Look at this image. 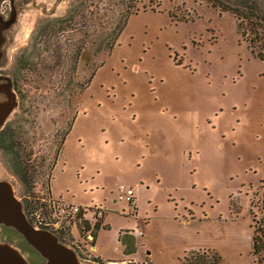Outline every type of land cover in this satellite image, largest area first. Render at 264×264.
Returning a JSON list of instances; mask_svg holds the SVG:
<instances>
[{
	"label": "rangeland",
	"instance_id": "obj_1",
	"mask_svg": "<svg viewBox=\"0 0 264 264\" xmlns=\"http://www.w3.org/2000/svg\"><path fill=\"white\" fill-rule=\"evenodd\" d=\"M0 17L12 106L0 180L34 227L81 264H264L250 214L264 193V61L232 14L203 0H0ZM56 200L86 212L64 217ZM0 240L43 264L13 229Z\"/></svg>",
	"mask_w": 264,
	"mask_h": 264
},
{
	"label": "water",
	"instance_id": "obj_2",
	"mask_svg": "<svg viewBox=\"0 0 264 264\" xmlns=\"http://www.w3.org/2000/svg\"><path fill=\"white\" fill-rule=\"evenodd\" d=\"M0 17L1 27L6 22ZM8 103L0 105V128L11 111V95L7 93ZM13 229L27 247L37 252L44 260L43 264H81L77 254L61 243L49 230L34 227L24 214L21 202L15 197L11 184L0 180V226ZM0 264H30L20 250L7 241L0 240ZM101 264V263H89Z\"/></svg>",
	"mask_w": 264,
	"mask_h": 264
},
{
	"label": "trees",
	"instance_id": "obj_3",
	"mask_svg": "<svg viewBox=\"0 0 264 264\" xmlns=\"http://www.w3.org/2000/svg\"><path fill=\"white\" fill-rule=\"evenodd\" d=\"M208 5L213 8H217L222 12H228L234 16L236 19V25L240 35V40L243 41L247 49L250 51V54L259 60L264 61V0H203ZM137 10H132L126 8L125 15H123L121 20V25L118 27L116 33L109 40H104L97 43V50H106L110 51L112 49L114 42L116 41L118 35L122 29L125 28L124 22L126 24V16L135 14ZM90 12V11H89ZM78 13V9H74L73 15ZM73 17L70 16V20ZM126 19V21H125ZM62 20H52L53 24ZM55 22V23H54ZM117 25L110 28V33H113ZM53 30V26H50ZM64 27V26H59ZM60 30V28H59ZM55 33V32H54ZM57 33V32H56ZM38 37V34L34 36V39ZM79 54V53H78ZM9 131H0V142L8 143L7 148L11 146L9 138ZM11 137V136H10ZM5 146V145H4ZM254 208L256 210H254ZM250 214L252 218V253L255 256L264 255V193L261 200L252 202V207L250 209ZM98 225L95 226L97 229ZM94 233V234H93ZM95 231L92 232L93 239L95 237Z\"/></svg>",
	"mask_w": 264,
	"mask_h": 264
},
{
	"label": "built area",
	"instance_id": "obj_4",
	"mask_svg": "<svg viewBox=\"0 0 264 264\" xmlns=\"http://www.w3.org/2000/svg\"><path fill=\"white\" fill-rule=\"evenodd\" d=\"M120 193L118 194L117 198L119 200L121 199H126L128 202H130V197L133 196V190L131 188H127V189H120L119 191ZM55 207L56 209L58 210L59 214L66 217V216H74V219L77 218V216H83L84 213L81 211V209H83V207L79 206L78 204H74V203H68V202H65V201H60V200H56V203H55ZM84 212H86L85 209H83ZM102 209L98 208V209H95V217L97 219H99V217H102ZM88 219H86V217L83 218V222H86ZM89 221V220H88ZM93 227V224L90 223ZM86 226V223L85 225ZM89 233V232H88ZM89 240H92L93 239V236L92 234H88L86 235Z\"/></svg>",
	"mask_w": 264,
	"mask_h": 264
},
{
	"label": "crops",
	"instance_id": "obj_5",
	"mask_svg": "<svg viewBox=\"0 0 264 264\" xmlns=\"http://www.w3.org/2000/svg\"><path fill=\"white\" fill-rule=\"evenodd\" d=\"M133 194H134V193H133ZM133 245H134V243H133ZM133 245H131L130 243H128V241H127V243H126V246H131V248H133ZM126 246H124V248H126ZM91 248L96 250V247H95L94 244L91 245ZM92 253H95L94 250L92 251ZM132 253H135V252H132ZM132 253H130L129 251H126V253H124V254H126V255H124V256H132V255H129V254H132ZM136 256H138V253L136 254ZM133 258H134V257H133ZM138 258H139V257H138ZM138 258L135 259L136 262H137ZM122 259H123V258H122ZM110 260H111V261H110ZM116 260H118V261H116ZM107 261H108L109 263H111V264H121V263H124V262L119 261V259H108ZM118 262H120V263H118ZM143 262H144V261H141V264H142Z\"/></svg>",
	"mask_w": 264,
	"mask_h": 264
},
{
	"label": "flooded vegetation",
	"instance_id": "obj_6",
	"mask_svg": "<svg viewBox=\"0 0 264 264\" xmlns=\"http://www.w3.org/2000/svg\"><path fill=\"white\" fill-rule=\"evenodd\" d=\"M9 82H10V87H9V89L11 90V88H12V82H11V80L9 79ZM4 127V124L2 125V127L0 128V131L2 130V128Z\"/></svg>",
	"mask_w": 264,
	"mask_h": 264
},
{
	"label": "clouds",
	"instance_id": "obj_7",
	"mask_svg": "<svg viewBox=\"0 0 264 264\" xmlns=\"http://www.w3.org/2000/svg\"><path fill=\"white\" fill-rule=\"evenodd\" d=\"M74 204H76V203H74Z\"/></svg>",
	"mask_w": 264,
	"mask_h": 264
}]
</instances>
